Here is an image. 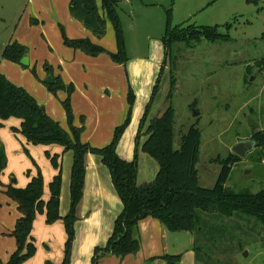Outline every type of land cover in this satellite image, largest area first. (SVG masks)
Wrapping results in <instances>:
<instances>
[{
  "label": "rangeland",
  "instance_id": "rangeland-1",
  "mask_svg": "<svg viewBox=\"0 0 264 264\" xmlns=\"http://www.w3.org/2000/svg\"><path fill=\"white\" fill-rule=\"evenodd\" d=\"M170 1L121 0L119 2L117 12L122 22L128 56V66H121V87L124 88V84L125 87L127 85V91H123L121 96L120 83L113 81L118 91L112 90L115 93L108 98L109 110L106 113H100L98 120H101L102 131H108L109 136L112 131L113 135L115 127L123 123L128 111L127 94L131 86L127 77L129 79L132 72L136 81L142 85L144 84L142 80L146 78L148 87L151 84L152 87H149L150 94L144 103L142 99L145 98V92H139L140 99L137 98L139 109L135 106L137 95L131 87L134 103L129 124L122 134L125 144L130 136L132 137L134 142L132 156H134L139 120L159 75L158 90L150 106L145 126L150 119L160 116L171 104L175 113L173 146L177 149L181 144L182 134L195 124L201 133L197 163L198 183L202 187L211 188L218 176L217 158L223 159L231 154L236 155L232 151L236 143L241 140H252L256 130L247 124L249 115L258 123V130L264 132V67L259 68L256 65L259 59L264 58V40L260 38L264 31V0H260L257 6L247 3L246 0H173V24L184 22L196 26H221L230 22L232 27L228 34L231 39L216 42L202 40L190 44L174 43L171 46V57L167 55L164 59L161 37L164 32V9ZM69 5L70 3L67 9L70 13ZM32 7L34 8V5L28 0H0V62L3 44L7 42L11 33L15 34V31L22 33L21 27L26 19H30ZM38 21L31 23L34 26L42 25ZM104 21L105 33L101 37L102 39L109 37L111 42H114L112 24L107 17H104ZM43 25L44 28L37 34V38L36 31L30 36L26 31L24 32L29 42L26 45L23 44L27 48V56L32 54L36 59L28 61L26 65L22 63L19 65L32 81L36 80L40 83L55 100L56 107H59L63 113L62 117L60 114L58 117L59 119L64 117V121L61 123L46 113L67 131L69 126L62 104L67 98V92L57 90L52 93L48 90L44 82L49 74L44 65L47 64L51 68L52 74L57 75L61 80L64 79L63 72L66 69L62 65H57L51 56L53 53L60 55L54 43L61 42L65 46L63 35L70 37L64 25L59 22L47 20ZM219 31L225 33L226 29L220 27ZM107 52L100 54L107 55L109 59ZM162 65L163 68L159 74ZM41 72L43 76L40 75ZM95 78L99 79L96 76ZM172 78L174 85L171 98L168 99ZM69 84L72 85L74 92L75 85L71 82L66 85ZM102 91L100 90V93ZM32 97L37 101L34 96ZM70 104L72 107V94ZM54 108L51 107L52 111L56 110ZM122 115L123 117H120ZM133 115H135V122L132 121ZM80 117L77 118L78 120L75 119L74 125L81 124ZM118 118H122L120 123L114 124L111 128L110 123L116 122ZM16 124L17 118L10 117L0 127L3 134L0 136V143L4 148L6 162L9 160V167L12 168L10 171L5 169L1 175L0 197H7L4 187L11 183V178L18 183L22 177L31 178L39 170L44 182V172L46 175L50 171L57 173L47 154L58 155L60 165V155L54 150L60 145H26L25 137L13 131V128H19L15 126ZM83 124H85L84 116ZM142 132L138 140L139 144L143 142ZM239 158L240 160L232 168L226 188L235 193L258 192L264 187V148L254 145L244 157L239 156ZM149 182L139 181V183ZM0 204L4 206V203ZM200 216L202 228L197 230L193 237L196 264H264V223L262 221L242 213L232 214L228 218L216 212L200 211ZM183 236L186 240L178 243L180 248L189 244V234Z\"/></svg>",
  "mask_w": 264,
  "mask_h": 264
},
{
  "label": "trees",
  "instance_id": "trees-1",
  "mask_svg": "<svg viewBox=\"0 0 264 264\" xmlns=\"http://www.w3.org/2000/svg\"><path fill=\"white\" fill-rule=\"evenodd\" d=\"M120 0H101L103 16L99 13L96 0H70L69 10L72 17L81 21L93 35L101 37L105 33L104 17H107L113 27L116 52H107L103 47L93 43L88 38H67L63 35L65 46L80 50L86 55L96 56L107 52L111 60L124 65L128 61L122 22L117 12ZM247 3L258 5L260 0H246ZM173 0L164 9V32L161 37L164 59L171 57V46L174 43L229 41L228 31L232 24L213 26H196L194 24H173ZM32 23L37 20H32ZM226 29L225 33L219 31ZM260 38L264 40V31ZM27 57V48L17 41H9L1 51V58L21 64V59ZM163 59V63H164ZM24 65V64H23ZM256 65L264 67V58L259 59ZM45 70L52 76L53 82L46 83L48 90L55 93L57 90H66L67 98L62 102L69 131L60 127L45 111L44 107L23 88L9 81L0 72V127L3 121L15 117L20 120L19 128L14 132L21 133L25 139L34 145L58 144L64 151L72 152V163L69 179L70 204L64 216L59 214L61 168L59 156H47L52 166L57 169L48 184L49 197L43 200V178L40 171L32 176L24 187L15 186L14 178L5 185V194L17 204L20 216L17 218L11 236L14 237L16 250L9 256L5 264H22L35 253V246L31 236L32 224L36 214L45 215V222L52 224L62 220L66 240L64 243L63 259L60 264H69L74 240V223L76 208L82 197L85 155L95 154L100 157L110 174L111 181L118 198L122 203V210L113 222V229L106 244L95 247L90 264H99L100 258L106 254L124 256L138 251L140 242L137 235V224L145 217L157 219L169 231L196 232L201 229L200 211L218 213L230 217L235 213H242L255 217L264 223V187L256 193L248 191L232 192L226 188L233 166L240 160L239 156L231 154L225 158H217L219 164L218 176L211 188L202 187L198 183L197 163L201 133L199 128L192 124L181 136V144L175 149L173 146L174 109L171 104L160 116L152 118L145 126L146 118L152 101L158 90L159 75L152 88L149 101L145 105L139 120L135 138V151L132 160L121 158L116 151L118 142L130 121L134 95L129 87L127 94L128 111L123 123L115 127L111 141L102 147H93L81 142L83 130V116L80 117L81 126L73 125V111L70 97L73 92L71 84L66 85L58 76L51 73V68L45 64ZM163 65L160 67L161 74ZM173 78L170 80V89L167 98H171ZM145 126V128H144ZM144 128V129H143ZM142 130H144L142 132ZM252 140L255 145L264 148V132L255 129ZM141 132L145 140L141 150L151 156L158 163L155 178L141 185L137 184V148ZM6 166L4 148L0 143V175ZM2 183L0 181V187ZM167 264L179 261L178 255L162 257Z\"/></svg>",
  "mask_w": 264,
  "mask_h": 264
},
{
  "label": "crops",
  "instance_id": "crops-1",
  "mask_svg": "<svg viewBox=\"0 0 264 264\" xmlns=\"http://www.w3.org/2000/svg\"><path fill=\"white\" fill-rule=\"evenodd\" d=\"M121 1V0H120ZM29 3L34 5L30 11V19L24 21L21 29L11 33L7 42L17 41L20 44L26 45L29 43L25 37L27 35L37 34L44 28L43 23L47 20L56 21L64 25L67 35L70 38H88L93 43L102 46L108 51H116V43L111 42V39H102L96 37L92 32L84 26V24L70 17L68 12V3L70 0H28ZM36 2V4H35ZM99 13L103 16L101 8V0H96ZM51 9V10H50ZM34 17V18H32ZM39 20L42 25L34 26L30 20ZM38 21V22H39ZM112 26V25H111ZM37 41V39H36ZM48 43L53 47V44L48 40ZM115 43V44H114ZM60 55L51 56L57 65H62L64 69L63 82L73 83L75 91L72 93V108L75 119L84 116L85 124L80 135V140L84 143H91L93 147L105 146L111 141L113 136L110 131H102L100 126L101 120H98L100 113H106L110 107V100L108 98L115 93L112 90L117 89L113 81L120 83V93L123 96V91H127V85L121 87V66L127 67L128 62L124 65L113 62L107 55L98 54L96 56H89L80 50L65 47L61 42H55ZM115 45V48H114ZM127 51V45H126ZM28 61L34 60L32 54H28ZM158 65V64H157ZM74 70V72H73ZM0 72L12 83L17 86L23 87L28 93L37 99L38 104L43 105L46 112L55 120L59 122L64 121V117L59 119V114L63 116L62 110L56 107L55 100L52 99L50 94L45 91L42 85L36 80L32 81L20 65L14 62L2 59L0 62ZM41 76L44 74L41 72ZM54 75V74H53ZM57 76V75H54ZM98 77L99 79L95 78ZM127 80L130 83L136 97V109H139L140 95L139 92H145V98L141 101L144 103L146 97L150 94L147 79H143L142 85L136 81L131 72ZM86 82V83H84ZM83 86L85 87L83 89ZM113 87V88H112ZM148 87V88H147ZM100 90H103L100 93ZM106 95L108 97H106ZM55 107L52 111L51 107ZM65 114V112H64ZM135 114V113H134ZM120 117H123L120 116ZM66 118V116H65ZM77 119V120H78ZM122 119V118H121ZM118 120L110 123L111 128L114 124H119ZM5 121V120H4ZM3 121V122H4ZM67 121V120H66ZM133 122H135V115H133ZM74 125V124H73ZM17 127L20 126V120L17 119ZM80 127L81 124L74 125ZM106 130V129H104ZM69 131V128L67 129ZM0 131V136H2ZM144 136V135H143ZM145 140V136L142 141ZM143 143V142H142ZM141 143V144H142ZM31 144L26 141V145ZM141 144L137 148V184L141 185L139 181H152L158 171V163L148 154L141 150ZM134 142L132 137L125 144L123 143V136L120 139L116 151L117 154L125 159L131 160L133 155ZM52 149V147H51ZM54 150L60 155V168H61V189H60V204L59 214L64 216L70 204L69 195V179L72 163V152L64 151L62 146H57ZM39 162V160H38ZM10 161L6 162L3 172L10 171L12 168ZM2 172V174H3ZM55 171H50L48 175L44 172L43 182V195L42 198L46 201L49 197L48 184L52 179ZM1 174V175H2ZM0 175V178H1ZM30 177H22V180L15 183L17 187H24ZM2 188L0 187V190ZM5 190V189H4ZM0 264H5L9 256L16 250V243L11 231L14 229L15 222L20 216L17 210V204L11 201L8 197H0ZM122 210V203L116 194L109 171L107 167L102 164L100 157L95 154L87 153L85 155V175L82 197L76 208V221L74 223V240L72 243L70 262L69 264H90L93 250L95 247H102L106 244L113 229V222L116 216ZM199 230H201L199 228ZM198 230V231H199ZM195 232L188 231H169L157 219L152 217H145L139 220L137 224V235L140 242V247L137 252L127 254L124 256H115L106 254L99 260V264H167L162 258L165 255H178L179 261L175 264H196V255L193 244V237ZM189 234V244L182 248L179 247L180 241H185L183 235ZM31 236L35 246L34 255L24 261L22 264H60L63 259L64 243L66 234L62 220H57L52 224L45 222V215L36 214L32 224ZM173 253V254H172Z\"/></svg>",
  "mask_w": 264,
  "mask_h": 264
},
{
  "label": "water",
  "instance_id": "water-1",
  "mask_svg": "<svg viewBox=\"0 0 264 264\" xmlns=\"http://www.w3.org/2000/svg\"><path fill=\"white\" fill-rule=\"evenodd\" d=\"M22 64H28V58L25 56L21 59ZM53 78L51 75H48L46 79V83H52ZM196 114V113H195ZM247 124L253 129H258L259 125L253 119H251L250 115L247 117ZM255 143L253 140H241L236 143L232 149L233 153L240 157H244L250 150L253 149Z\"/></svg>",
  "mask_w": 264,
  "mask_h": 264
}]
</instances>
